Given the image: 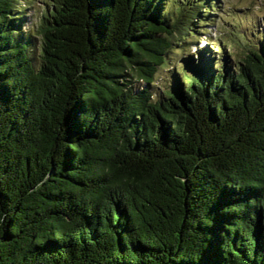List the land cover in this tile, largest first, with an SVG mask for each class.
<instances>
[{
    "label": "trees",
    "instance_id": "16d2710c",
    "mask_svg": "<svg viewBox=\"0 0 264 264\" xmlns=\"http://www.w3.org/2000/svg\"><path fill=\"white\" fill-rule=\"evenodd\" d=\"M49 1L0 0V264H264V30L154 92L200 0Z\"/></svg>",
    "mask_w": 264,
    "mask_h": 264
},
{
    "label": "rangeland",
    "instance_id": "374dc122",
    "mask_svg": "<svg viewBox=\"0 0 264 264\" xmlns=\"http://www.w3.org/2000/svg\"><path fill=\"white\" fill-rule=\"evenodd\" d=\"M31 1V0H30ZM33 3L25 4L24 8L27 11V16L30 19L28 28H30L35 20L45 11L49 0H32ZM174 1V0H173ZM176 1V0H175ZM193 0H186V5L192 4ZM198 5L201 11L202 20L197 21L195 33L186 41L178 42L176 46L169 52L167 56V64L160 67L155 75V83L153 84V91L167 90L170 83L173 82L175 75L182 71V62L190 60L195 63L201 54L208 58L216 60L217 53L212 52V46L216 45L217 41L229 32H234L236 35L240 32H246L249 39L251 35H255L252 43L257 46L259 40L262 38L261 32L264 30V0H210L216 8L210 11L208 7V0H200ZM173 12L175 7L173 4L166 6ZM197 8V7H196ZM208 8V10H207ZM232 32V33H233ZM236 37V36H235ZM221 51V50H220ZM226 54L230 52L229 46L224 51ZM220 61L224 58L220 55ZM140 83V82H138ZM138 86V85H136Z\"/></svg>",
    "mask_w": 264,
    "mask_h": 264
},
{
    "label": "bare ground",
    "instance_id": "6f19581e",
    "mask_svg": "<svg viewBox=\"0 0 264 264\" xmlns=\"http://www.w3.org/2000/svg\"><path fill=\"white\" fill-rule=\"evenodd\" d=\"M206 58V57H205Z\"/></svg>",
    "mask_w": 264,
    "mask_h": 264
}]
</instances>
